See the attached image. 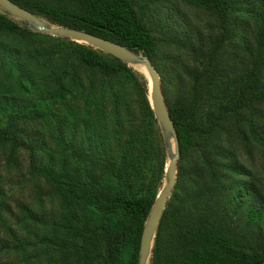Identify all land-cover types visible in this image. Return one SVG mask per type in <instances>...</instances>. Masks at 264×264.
Wrapping results in <instances>:
<instances>
[{
	"label": "trees",
	"instance_id": "1",
	"mask_svg": "<svg viewBox=\"0 0 264 264\" xmlns=\"http://www.w3.org/2000/svg\"><path fill=\"white\" fill-rule=\"evenodd\" d=\"M13 1L54 24L141 50L154 61L157 38L145 20L152 0ZM185 1L213 13L222 29L205 52L196 49V42L181 38L195 57L205 56L202 68L189 69L191 87L181 89L175 100L164 91L179 157L149 264H264V175L236 160L230 143L236 138L246 154L256 148L264 155V123L254 115L264 114V0ZM0 31L28 37L31 43L42 36L7 12H0ZM227 38L239 43L247 57L243 71L231 63L225 69L215 60ZM105 53L112 59L87 48L62 54L69 60L57 76L58 138L77 166L61 175L46 165L35 170L102 215L96 225L99 234L92 229L83 249L86 257L102 244L115 264H138L142 228L165 179L167 142L146 79L132 104L117 90L121 76L132 69ZM0 109H16L18 116L39 113L21 110L15 103H0ZM19 137L24 139L14 118L0 128V143L9 140L16 145ZM22 143L30 150L37 148L34 142ZM121 256L124 263L118 261Z\"/></svg>",
	"mask_w": 264,
	"mask_h": 264
},
{
	"label": "rangeland",
	"instance_id": "2",
	"mask_svg": "<svg viewBox=\"0 0 264 264\" xmlns=\"http://www.w3.org/2000/svg\"><path fill=\"white\" fill-rule=\"evenodd\" d=\"M147 12L145 20L157 38L153 60L158 68L150 61L158 72L164 101V91L173 101L181 89L191 87L189 69L201 70V60L205 57L199 52L201 55L195 57L187 42H196V49L205 52L222 28L213 13L191 6L185 0H152ZM8 14L32 28L25 19ZM38 16L50 22L46 17ZM249 22L252 25L251 20ZM35 31L42 36L33 43L28 37L0 31V103H15L21 110L39 112L18 116L16 109H0V128L8 126L14 118L15 127L21 129L24 136V139L19 137L16 145L9 140L0 143V264H115L102 244L89 252L90 258L84 254L92 229L99 234L96 225L102 215L96 214L92 205L66 195L62 188L35 170L37 166L46 165L61 175L77 166L73 154L63 149L58 138L57 76L69 60L62 54L72 53L73 48H87L102 58L111 60L112 57L90 43L71 42L72 38L62 34ZM183 37L187 42L181 39ZM224 44L215 60L228 70L229 63L234 69H246L247 57L239 43L227 38ZM126 63L133 73L121 76L117 90L136 104L143 78L149 96L150 79L145 67L139 68L135 62ZM139 63L144 66L143 62ZM72 105L77 108L75 100ZM257 113L254 112L257 122L264 123V114ZM74 117L71 113L69 118L73 120ZM244 128L247 129L246 125ZM221 138L224 140L225 136ZM22 142H34L37 148L30 150ZM230 143L236 160L258 176L264 175L261 150L254 148L248 155L236 138L231 137ZM168 147L173 153L172 135L168 137ZM118 261L124 263L125 256Z\"/></svg>",
	"mask_w": 264,
	"mask_h": 264
},
{
	"label": "water",
	"instance_id": "3",
	"mask_svg": "<svg viewBox=\"0 0 264 264\" xmlns=\"http://www.w3.org/2000/svg\"><path fill=\"white\" fill-rule=\"evenodd\" d=\"M0 12H7L13 16L25 19L32 25V29L50 32L52 34H62L77 41H84L106 52H109L127 62H143L145 70L150 79L149 98L167 142L168 161L163 185L161 186L150 212L142 228L139 244L138 264H149L151 247L155 235L156 227L159 223L162 211L166 205L168 197L172 193L175 184L176 162L179 157L178 141L174 122L165 104L163 94L160 89L159 75L151 64L150 58L141 50H134L122 43L110 40L103 36L88 32L83 29L51 24L29 9L19 5L13 0H0ZM172 135L174 140V152H169L168 137Z\"/></svg>",
	"mask_w": 264,
	"mask_h": 264
},
{
	"label": "bare ground",
	"instance_id": "4",
	"mask_svg": "<svg viewBox=\"0 0 264 264\" xmlns=\"http://www.w3.org/2000/svg\"><path fill=\"white\" fill-rule=\"evenodd\" d=\"M135 63H137L136 66H138L139 68L144 69V66L142 64H140L139 62H135Z\"/></svg>",
	"mask_w": 264,
	"mask_h": 264
}]
</instances>
